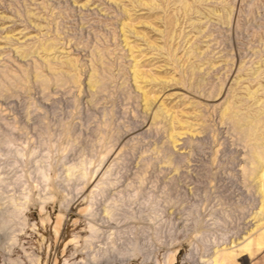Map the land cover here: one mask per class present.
Instances as JSON below:
<instances>
[{"label":"rangeland","instance_id":"1","mask_svg":"<svg viewBox=\"0 0 264 264\" xmlns=\"http://www.w3.org/2000/svg\"><path fill=\"white\" fill-rule=\"evenodd\" d=\"M260 148L264 0H0L1 197L29 196L0 264H201L252 223Z\"/></svg>","mask_w":264,"mask_h":264},{"label":"bare ground","instance_id":"2","mask_svg":"<svg viewBox=\"0 0 264 264\" xmlns=\"http://www.w3.org/2000/svg\"><path fill=\"white\" fill-rule=\"evenodd\" d=\"M144 101L147 102L146 101V98H144ZM225 111L226 110H224V112ZM228 112H229V109H228ZM231 114H233V113H231ZM258 121H257V123H258ZM249 129H250V127H249ZM256 150H252L251 153H250V155H249V157H248V162H247L248 164H247V166H249V168H246L243 165L244 168H242V171H241V173L243 174V177L245 178V181L247 179H249V178H254L255 180L257 179V184H256L257 187H256V189L258 190V196H259V198H258V201H259L258 204H259V206H258L257 210L252 214V217H251L252 223L250 224V226H249L248 229L246 228L247 230L245 232V236L244 237H242V238L239 237L238 239L230 240V243H228V244H223V245L221 244L220 246H216L213 249V252L210 253V255H208L206 257V259H203L202 261H199L201 264H225V263L230 264L232 262L231 260L233 259V257L235 255H242V256L248 255V257H251L255 253H258V252H261L262 250H264V150L262 148L258 149V151H256ZM33 153L34 152L31 151L29 155H32ZM100 160L102 161V159H100ZM37 162L38 161L35 160V164ZM82 163L79 164V165H76V164L75 165H71V166L69 165L65 169V172H63L64 175H63V178L61 180L63 182H65V183H67V182L71 181V179H74L75 174H77L79 178H84L86 176V172H87L86 166L87 165H90V164L89 163L82 164ZM108 171H109V168L106 169V171L103 172L102 176H106V174L109 173ZM36 173L38 175V181H37V183L40 181L38 183V185L40 183L41 184L42 183L45 184L47 182V180H48L47 173L44 172L42 169H40L39 166H37V168H36ZM75 179H76V177H75ZM0 182H2L1 178H0ZM105 185L106 184L103 181L100 180V181H98L96 183V185L94 187H95V189L98 190V189H101ZM44 188L46 190V184H45ZM40 194H38V195H40ZM8 199L9 200L6 202V201H4V198L1 197V188H0V234L3 233V232H5V234H6V240H5V242H3L1 240V237H0V247L1 248L3 247L5 249V251H6V253L9 255L11 253L12 247L14 245H16V234L15 233L16 232H19L20 229H21L20 227H23L25 225V215H24V211L26 209L25 208L26 205L29 202V196H28V193L25 192V193H22L20 195V197H17V198L10 197ZM53 199H54V196H52L50 194L44 195V197H40L39 198V200H40V203H39V206H40L39 207V211L42 213L43 212V209H44V205L46 204V201L53 200ZM107 203H109V201ZM5 204H7V207L8 208H5L4 207ZM83 213L86 214V216L89 218V220H91L95 216V214H96V212L91 209L90 205H88V207H85L83 209ZM104 213H105V215L110 214L109 211H108V209H105L104 210ZM104 213H103V215H104ZM14 220H17L15 225H17L19 227L16 230L14 229V226H15L13 224L14 223ZM12 225H14V226L12 227ZM89 228H90V231L92 233H96L97 232V229L95 228V225L92 224L91 221L88 224V229ZM56 232L57 231L55 230V233ZM92 237H93V235H92ZM75 239H76V237H73L70 240L71 243L74 242ZM91 239L92 238H87L86 239L87 245L85 246L84 249H86L88 251L91 250V252L89 253V255H90L89 258H90V260L92 262H94V261H96L97 258H96V255H94V253H93L94 251H93V248H92V245H91V241H92ZM73 245H75V244H73ZM99 249L100 248H98V250ZM97 253H98V251H97ZM135 254L138 255L137 251H136ZM23 255L27 259V261H28L29 264H39L40 263V261H39L40 258L37 257V256H35V255H31L30 253H28V252H26L24 250H23ZM175 255H176L175 251L174 252L173 251L166 252L164 254V257H163L164 258V261H163L162 264H174ZM147 257H149V255ZM6 258H7L6 260L8 261V263H11V264H12V262L15 263V261H16V260H13V259H11L9 257H6ZM144 259L147 260L146 256H145ZM23 264H25V263H23ZM53 264H56V261H54ZM155 264H159V263L155 262Z\"/></svg>","mask_w":264,"mask_h":264}]
</instances>
